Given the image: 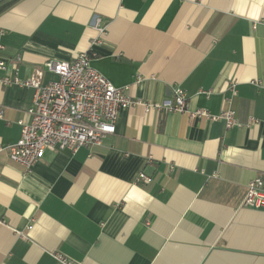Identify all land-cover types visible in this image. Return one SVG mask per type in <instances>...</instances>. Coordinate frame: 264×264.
Instances as JSON below:
<instances>
[{
	"label": "crops",
	"instance_id": "obj_1",
	"mask_svg": "<svg viewBox=\"0 0 264 264\" xmlns=\"http://www.w3.org/2000/svg\"><path fill=\"white\" fill-rule=\"evenodd\" d=\"M0 44L20 78L88 52L141 102L101 145L47 149L25 171L5 147L33 89L0 84V264H264V208L240 206L264 181V0H6ZM174 86L189 108H231L241 125L146 111Z\"/></svg>",
	"mask_w": 264,
	"mask_h": 264
},
{
	"label": "built area",
	"instance_id": "obj_2",
	"mask_svg": "<svg viewBox=\"0 0 264 264\" xmlns=\"http://www.w3.org/2000/svg\"><path fill=\"white\" fill-rule=\"evenodd\" d=\"M93 25L100 35L104 32L105 27L100 26L99 17H94ZM3 49L0 44V84L33 89L31 105L27 109L29 121H19L21 130L18 140L5 147L9 159L25 171H30L47 149L75 153L81 147L101 145L108 135L114 133L119 111L141 104L126 94V87L114 86L92 67L88 52H80L71 60L49 59L42 68H34L27 77L20 78V56L4 57L1 55ZM45 71L55 74L57 78L44 82ZM253 82L259 85L258 81ZM235 86L234 81L229 82L232 94L235 93ZM143 105L146 111L165 108L170 112H185L190 120H222L226 129L241 125L231 108H222L216 114L206 109L189 108L187 93L180 86L173 87L171 98L161 103ZM257 122L253 117L249 119V124ZM136 181L148 184L151 177L141 172ZM240 206L264 208V181L260 177L247 183ZM55 257L63 264H79L59 254H55Z\"/></svg>",
	"mask_w": 264,
	"mask_h": 264
},
{
	"label": "trees",
	"instance_id": "obj_3",
	"mask_svg": "<svg viewBox=\"0 0 264 264\" xmlns=\"http://www.w3.org/2000/svg\"><path fill=\"white\" fill-rule=\"evenodd\" d=\"M4 1H6V0H0V4L3 3Z\"/></svg>",
	"mask_w": 264,
	"mask_h": 264
}]
</instances>
